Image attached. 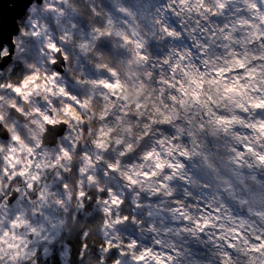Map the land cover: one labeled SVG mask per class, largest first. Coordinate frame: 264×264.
<instances>
[{"label":"clouds","instance_id":"9594fccd","mask_svg":"<svg viewBox=\"0 0 264 264\" xmlns=\"http://www.w3.org/2000/svg\"><path fill=\"white\" fill-rule=\"evenodd\" d=\"M0 264H264V0H0Z\"/></svg>","mask_w":264,"mask_h":264}]
</instances>
